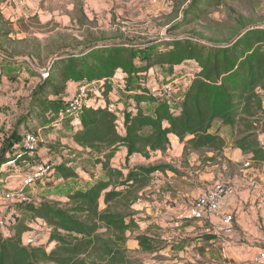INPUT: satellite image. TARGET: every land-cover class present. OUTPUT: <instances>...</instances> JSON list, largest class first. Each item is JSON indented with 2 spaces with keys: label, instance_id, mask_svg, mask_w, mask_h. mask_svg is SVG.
Here are the masks:
<instances>
[{
  "label": "trees",
  "instance_id": "1",
  "mask_svg": "<svg viewBox=\"0 0 264 264\" xmlns=\"http://www.w3.org/2000/svg\"><path fill=\"white\" fill-rule=\"evenodd\" d=\"M233 1L174 0L171 14H180V19L168 33L205 21L213 9ZM162 43L166 48L153 53L151 61L152 43L119 36L85 44L78 52L54 56L48 63L47 77L39 76L13 124L9 149L27 133L66 121L69 138L94 158L102 178L67 194L64 205L32 201L19 206L25 217L17 218L7 233L0 230V264H140L129 259L126 249V234L135 228L131 208L154 174L173 169L167 165L130 168L128 162L133 156L148 160L151 154L166 151L172 137L184 145V155L211 152L213 159L226 147L221 130L229 128L235 149L251 155L254 167L264 162L259 141L264 133V28L241 25L225 41L192 32L169 36ZM138 51L148 63L138 64ZM155 67L166 68L167 77L162 78ZM189 68L192 74L183 85L177 70ZM150 81L155 86L174 83V95L154 99L148 91ZM69 84L75 85L73 94L86 86V102L94 101L66 116V102L73 96L67 98ZM116 88L128 92V103L114 96ZM44 143V147H54ZM122 149L125 161L116 167L113 161ZM6 150L0 156V168L11 163L15 170L30 164L36 153L22 150L7 157L10 151ZM52 168L47 178L63 181L77 176L73 161L63 160ZM27 220H39L47 228L44 238L52 245L49 252L23 244L22 235L29 231ZM136 241L142 252H152L148 238L138 236Z\"/></svg>",
  "mask_w": 264,
  "mask_h": 264
},
{
  "label": "rangeland",
  "instance_id": "2",
  "mask_svg": "<svg viewBox=\"0 0 264 264\" xmlns=\"http://www.w3.org/2000/svg\"><path fill=\"white\" fill-rule=\"evenodd\" d=\"M15 1L16 5L11 4V8L14 10L12 18L18 20L13 24L2 23L6 26L9 34L0 40V114H12L10 107L13 101L18 103L19 110L18 108L16 109L17 114L15 116H8L9 118L0 133V156L5 152L4 150H11L9 149V139L14 134V120L21 114L29 99L30 91L38 83L39 72L47 67L54 56L78 52L85 44L97 40L125 36L137 37L144 43H152L153 48H151V53L149 54V61H151L153 53L163 51L166 48L162 40L169 36L183 37L187 36L188 33L198 32L207 35V37L215 36L218 40L225 41L236 34L241 25H245L246 29L264 28V0L226 2L224 6L213 9L205 21H199L185 30L172 33H168V31L180 19V14L178 16L171 14L172 4H168L171 0H157L155 2L149 0H43L46 5V18L54 11H59L58 17L60 19L50 15L51 17H48L49 20L38 19L33 13H30L27 18H17L19 15L16 8L20 7V4L17 0ZM3 4L4 1L0 0V7ZM71 4L74 6V11L71 15L72 20L68 17V7ZM78 7H81L85 17L83 16L84 14L82 15L79 12ZM2 9H4V5ZM64 17L65 21L62 20ZM0 30H2V27ZM139 53L141 51H138L137 57L140 56ZM149 61L146 62L145 58L137 60L140 65ZM22 62L25 64L22 65ZM155 69L161 73L162 78L167 77L166 68L155 67ZM191 69H176L179 72L178 74L176 73L179 76L178 79L181 83L183 82V85L188 83L190 78L188 76L192 74ZM2 78H7L8 80L3 82L1 81ZM149 85H152V81L149 82ZM116 91L117 94L114 96L118 99L122 97L123 100L128 101V92L126 90L121 92L120 88H116ZM45 131L42 142L54 145L52 148L46 147L47 155L52 159L61 156V153L66 151L62 150L63 147L68 150L67 154L74 153L69 159L76 162L75 171L77 176L76 178L59 182L55 179L44 178L41 181L42 183L39 182V184L26 189L25 193L32 201L37 203L51 201L64 205L67 202V194L75 191V189L86 188L91 183L101 179L102 174L99 166L94 164L93 157H89L85 152L71 149L70 144L66 141H59L63 137L68 139V134H59V132H55V129L50 131L49 128ZM42 142L40 141L39 145L44 148ZM40 146H38V150L42 149ZM15 149L18 150L19 148ZM14 152L15 150L10 151L9 156ZM117 157L113 165L120 167V156ZM153 157H155L156 163L158 162V164L155 162L153 164L164 165L161 164L163 163L162 158ZM253 169L254 178L251 179L250 186L245 187V189L251 188V192L253 190L255 205L261 206L256 215V223L262 238L259 240L255 239L253 242L256 245L255 247L261 250L264 249V164ZM22 170L27 172L25 168L19 170V172H16L11 166H2L0 168V172L3 174L2 178H0V193L3 192L5 194L9 190H14L7 187L4 179L8 177V174L18 175ZM216 182L226 183V181L217 180L212 182V184ZM256 206H254V210H256ZM101 208H103V204H101ZM38 233L40 234L39 239L32 240L30 243L32 246L40 244L39 248L49 252L52 245H47L45 242L43 235L46 234V231L43 232V235L39 230ZM140 256L133 257L135 262H143ZM128 257L132 259L130 255ZM210 260L213 262V259L207 256L201 263L209 264Z\"/></svg>",
  "mask_w": 264,
  "mask_h": 264
},
{
  "label": "crops",
  "instance_id": "3",
  "mask_svg": "<svg viewBox=\"0 0 264 264\" xmlns=\"http://www.w3.org/2000/svg\"><path fill=\"white\" fill-rule=\"evenodd\" d=\"M3 1L4 9H2L3 5L0 7V28L2 27L0 40L9 34L6 26L2 23L13 24L18 20L12 18L14 10L11 8V4L16 5V1ZM173 1H169L168 4H172ZM17 2L20 4V7L16 8L19 15L17 18H27L30 13H33L38 19L49 20L50 15L60 19L58 17L59 11L49 14V18L45 17L46 5L43 0H17ZM73 7L72 4L68 7V17L71 20ZM69 18H67L68 21H70ZM62 20L65 21V17ZM4 80L8 79L2 78L1 81L4 82ZM74 89L75 85H68L67 98L73 94ZM17 108L19 110L18 103L13 101L10 107L12 114H0V133L9 118L8 116L17 114ZM69 127L68 122L65 121L51 125L49 130L55 129V132H59V134H68L71 131ZM46 129L48 128L38 132L41 142L44 140L43 136ZM229 133V128L221 130L220 135L225 139L226 147L221 154L213 159H210L214 156L211 152L184 155V145L174 137L170 139V145L166 151L153 153L148 160L135 156L130 158L128 162L130 168L154 166L153 162L156 163V161L153 156H157V158H162L163 163L161 164L173 169L154 174L149 186L143 190L140 200L131 208L135 228L126 234L128 238L126 247L132 260L135 259L133 257L141 255L143 262L140 264H203L201 263L203 259L210 256L213 262L210 260L209 264H245L260 251L253 242L255 239L262 238L256 223V215L261 206L255 205L253 190L251 192V188L245 189V187L250 186L251 179L254 178L252 170L255 167L252 165L251 155H244L240 150L233 147ZM64 139L65 137L59 139V141H66L70 144L71 149L81 151L70 138ZM259 141L264 149V133L259 135ZM40 147L42 148V146ZM15 148L19 149L16 150ZM13 150L22 152V141L14 144L10 151ZM46 150V147L37 150L33 155L34 160L30 164L24 165L18 171L16 170V172H19V170L25 168L27 172L22 170L18 175L8 174V177L4 179L7 187L13 189L19 187L22 176L34 167L33 164L48 161L59 164L63 160L68 162L71 161L69 158L74 154H67V151H63L61 156L52 159L47 155ZM125 153V150L122 149L118 154L120 165L124 164ZM7 157H9V154H7ZM114 162L115 160L113 164ZM12 165L8 163L3 166ZM217 180L226 181L227 184L233 187V193L224 197L220 202L221 213L231 215L233 218V230L229 234L221 232L222 226L217 218L209 217L205 219L202 211L194 205L195 200L212 185V182ZM90 185L87 187H90ZM2 195H4L3 192L0 193V218H24L25 215L20 213L19 206L13 207L4 200ZM254 206H256L257 211L254 210ZM27 226L29 231L22 235L23 244L39 239L38 230L42 232V235L43 232H47V228L39 220H27ZM41 226L42 228H40ZM138 236L148 238L153 249L152 252L141 251L136 241Z\"/></svg>",
  "mask_w": 264,
  "mask_h": 264
},
{
  "label": "built area",
  "instance_id": "4",
  "mask_svg": "<svg viewBox=\"0 0 264 264\" xmlns=\"http://www.w3.org/2000/svg\"><path fill=\"white\" fill-rule=\"evenodd\" d=\"M155 2L157 0H149ZM40 76L45 78L48 75V68H44L39 72ZM149 95L158 101L171 98L174 91V83H166L160 86L152 85L148 88ZM88 96V88L82 86L77 88L73 96L67 100L64 115L70 116L79 112L83 106H89L93 103L86 102ZM98 94H94L97 97ZM40 142V136L38 133H27L22 139V150L26 153L32 154L36 152L38 143ZM53 164L43 162L35 165L28 173L24 174L19 183V187L14 190H9L3 195L4 200L9 202L13 207L26 205L32 202V199L25 193V190L41 182L44 178H47L53 174ZM72 163H68L67 166L71 167ZM233 193V187L227 183H214L206 191H204L196 200L195 207L202 211L205 219L209 217H215L221 223L223 234H229L233 230V218L231 215L221 213L220 202L221 200ZM16 221L15 217L0 218V230L1 232L8 231L11 224ZM40 245V244H39ZM34 246V247H38ZM246 264H264V249H261L251 260Z\"/></svg>",
  "mask_w": 264,
  "mask_h": 264
}]
</instances>
